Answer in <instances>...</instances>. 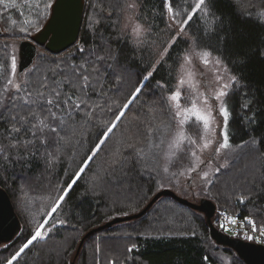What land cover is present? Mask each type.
Returning <instances> with one entry per match:
<instances>
[{"label":"trees","instance_id":"obj_1","mask_svg":"<svg viewBox=\"0 0 264 264\" xmlns=\"http://www.w3.org/2000/svg\"><path fill=\"white\" fill-rule=\"evenodd\" d=\"M44 2L17 0L15 8L0 5V24L5 32L0 37V93L11 76L12 42L27 39L42 26L49 15ZM123 2L85 0L77 42L57 54L39 47L41 52L23 75L20 95L32 92L35 98L37 90L44 91L41 83L49 90L60 85L62 94L79 98L73 104L86 100L88 105L100 107L93 111L81 105L69 114V108L62 106L56 110L58 120L63 118L58 143L49 141L47 149H33L36 155L26 160L20 159L23 149L8 152L7 161L0 158V187L8 193L20 221L13 239L0 244V264H8L45 220L44 237L37 238L12 264H245L234 248L211 236L201 210L168 195L153 199L162 189L186 199L171 187L178 188L180 174L194 163L191 140L199 143L201 125L194 121L186 125L184 151L177 149L167 172L147 170L152 160L146 126L155 127L161 121L173 124L167 95L182 54L193 38L199 48L219 57L238 80L227 97L231 146L225 164L213 174L206 197L199 202L205 199L214 204L211 222L222 234L226 233L216 222L222 211L248 217L257 227L264 225V21L255 16L257 9L264 8V0H207L210 15L193 14L184 26L190 40L177 37L157 63V53L149 43L138 44L122 32ZM136 2L140 5L137 19L160 30L165 27L170 3L174 12H181V20L186 18L184 10L190 12L195 4V0ZM21 28L27 30L22 32ZM82 65L87 66L85 74L91 83L84 89L86 96L66 79ZM92 67L98 71L92 72ZM137 87L141 92L133 100ZM129 101V107L124 108ZM121 112L124 115L117 121ZM112 124L116 127L97 151L96 145L105 139L103 133ZM9 127L0 122V144L4 146L9 143ZM253 139L254 144L250 142ZM129 144L143 147V157H138ZM93 154V160L69 188L83 162ZM64 193L57 211L48 216ZM172 212L183 221L172 217ZM135 214L139 215L118 220ZM232 237L253 242L243 233Z\"/></svg>","mask_w":264,"mask_h":264},{"label":"snow or ice","instance_id":"obj_2","mask_svg":"<svg viewBox=\"0 0 264 264\" xmlns=\"http://www.w3.org/2000/svg\"><path fill=\"white\" fill-rule=\"evenodd\" d=\"M26 3L32 2V0H25ZM17 0H0V5H3L5 8H15ZM37 7L40 6L39 2L36 4ZM51 3L48 0H45L43 7L46 10L51 7ZM135 5H130L129 7H134ZM168 11L173 13V20L176 17L181 15L180 11H175L173 9L172 4L168 5ZM203 12L204 16L207 17L210 15V11L208 8L207 0H195L194 7L189 12L187 9L184 10L186 14V18L180 21L181 25H188L189 21L192 20L193 14L197 12ZM245 15L251 17L253 13L245 12ZM255 16L258 17L261 21H264V8L257 9ZM217 19H219L217 17ZM27 29L21 28L20 31H26ZM181 32H184V27L180 28ZM208 31H213V29L209 28ZM134 35L139 38L143 35V30L139 24H137L133 29ZM191 51L186 50L184 55V62L187 65H192L193 58H200L202 63L205 66H208L210 63H213L209 60L211 57V52L204 49L199 48V45L196 42V39L193 38L192 45H190ZM199 49V50H198ZM98 59H103V57H99ZM214 65L219 69L223 66V62L219 57H217L214 61ZM183 67V65H182ZM226 70V69H225ZM92 72H97L98 69L95 67L91 68ZM11 72L14 75L16 72V60L13 56L11 58ZM88 72V68L86 65H82L80 71L73 70L72 77H66L69 81L72 88L76 91H80L83 95H87L84 91L86 88L91 87L90 76L85 74ZM191 77V80L188 82V86L191 88L192 96L191 103L188 107H182L181 100L183 93L181 88L186 85V81L184 79V74H181L180 79L177 82V88L175 91L171 92L167 97V102L170 108V112L172 113L171 120L175 122L176 128L178 129L176 138L173 140V143L169 145L170 148L178 149L181 152L184 151L182 145L185 143L187 137L185 132L182 130L190 121H194L197 124L203 125V132L205 136L208 138L205 139V142L202 144V149L207 150L210 146H212L213 141L208 136V134L212 131V125L215 123V116L213 115L214 111H218L219 115L223 116V130H222V141H216V147L214 148L215 153H219L221 150H227L230 148V140L228 133V119H229V109L227 106V97L230 95V90L238 84L237 77L234 75H230L228 77V81L221 83L223 77L218 74L215 75L214 84L216 87H210L207 81H204L201 84L199 81L192 83L195 81L196 73L193 70L188 73ZM201 76H204V73H200ZM151 76V73L148 74ZM148 76L144 77L145 80L148 79ZM83 80L84 83L80 84V81ZM8 85H12L13 89L10 91L9 89H5L3 93H0V122L10 124V127L6 130L7 137L9 138V143L7 146L0 144V158L7 161L10 159V155L7 153L11 150H21L23 149V153L21 154L20 159L26 160L28 157L35 156L36 149L38 151V147H43L47 149L49 141L52 143H58L59 131L61 130L60 125L63 122V118L61 117L58 120V112L57 109H61L62 106L69 108V114L71 109H79L81 105H87L93 111L95 108H99L100 105L96 104L88 105L86 100H79L78 103H72L75 98L72 93H61L59 90L60 85L57 87H53L50 90L48 89V85L46 83H41L40 88L44 89V91L37 90L36 97L32 98V92H25L24 95H20L21 86L14 85L12 79L7 80ZM142 87V85H141ZM141 87H137L135 92L133 93L132 99H136L137 95L141 92ZM201 87L204 88V91H201ZM63 95V99L61 96ZM51 97V98H49ZM90 99V98H89ZM213 102H215V108L213 107ZM131 101L124 105V108H128ZM243 107H247V105H243ZM154 111L153 109L149 110ZM123 112L119 113L116 116L117 121H119ZM177 117H182L179 120H176ZM116 124H112L107 130L103 133L105 139L100 140V143L96 145L97 151L100 146L105 142L108 138L109 134L114 130ZM173 127L171 122L161 121L160 124L155 127L146 126L148 135L146 139L148 142V149L150 151L157 150L160 147V144L163 143V137L167 135L170 128ZM158 137L160 138L159 143H153L152 138ZM204 139V137H201ZM251 143H255L253 139L250 141ZM192 145H196L197 141L195 139L191 140ZM129 147L134 148L135 154L138 157H143L144 148H137L134 144H129ZM45 154L49 157H52L51 152H45ZM175 154V153H174ZM156 155H159V152H156ZM191 155L196 157V152L192 151ZM94 154L92 156H88L87 159L83 162V166L79 169V171L75 174V178L68 185L71 188L72 184L76 183V180L80 178L81 174L88 167V164L93 160ZM197 159H199L197 157ZM51 162V161H49ZM203 163V161H200ZM193 171L195 169H192ZM219 171V168L216 169ZM164 172L168 171V168L165 167L163 169ZM183 175V173H181ZM208 173H204V177L207 178ZM66 193L64 195H60L57 198L55 205L51 208V211L47 213L48 216H51L52 213H55L60 206V203L64 200ZM243 197H241L240 202L243 203ZM245 221L251 226V232L255 233L259 231L260 236L255 237L258 241L264 239V225H260L259 228L255 221L250 220L248 217L244 218ZM232 224H236V220L233 218L230 221ZM47 220L43 223L39 224L34 233L31 235V238L23 245V247L12 257L11 260L8 261V264H12V261L15 260L26 248L29 247L37 238H43L45 224ZM221 227H224L222 224ZM243 228V225H241ZM235 234V233H234ZM244 236L248 240L254 239L253 235H250L248 231H244ZM128 251H132L131 248Z\"/></svg>","mask_w":264,"mask_h":264},{"label":"rangeland","instance_id":"obj_3","mask_svg":"<svg viewBox=\"0 0 264 264\" xmlns=\"http://www.w3.org/2000/svg\"><path fill=\"white\" fill-rule=\"evenodd\" d=\"M130 5H135V6L129 7ZM139 10H140V5L139 3L136 2V0H124L122 5V32L124 34H127L134 42L138 44L149 43L148 45L152 47L151 49L157 53V58L155 63L159 62L165 56L167 50L172 45V43H174L177 37H183L190 40V37L186 34L185 31L184 32L180 31V28L185 26L180 24L181 17L178 16L175 18V20H173L172 18L173 13H170L168 11V6H167L166 24L165 27L161 28V30L158 28L155 29L151 25L150 26L147 25L146 21L138 20L137 15L140 14ZM137 24H139L143 30V35L139 38H137L133 33V29ZM16 48L17 45L13 41L12 52L17 63ZM187 50L191 51L190 46ZM185 52L182 54V57L178 64L174 83H173V88L171 90V92L176 90L177 82L180 79L181 74L183 73L184 79L186 81V85L181 88V91L183 93L181 100L182 107H188L190 106L191 103L192 91L191 88L188 86V82L191 80V77L188 75V73L192 72L193 70L196 73L195 81H192V83L199 81L201 84H203L204 81H207L210 87H216V85L214 84L216 74L223 77L221 83L228 81V77L230 76L224 64H223L224 67H221L219 69L214 65V61L217 58L216 56L211 54L209 60L212 61L213 63H210L208 66H205L200 58H193L192 65H187L184 62ZM200 73H204V76H201ZM10 79L13 80L14 85H19L21 83L23 76L20 77L17 75V67L14 75L11 72ZM7 89L11 91L13 89V86L7 84ZM200 90L204 91V88L201 87ZM171 92H169L168 95ZM215 106H216L215 102H213V107L215 108ZM213 115L215 116V123L212 125V131L208 134V136H210V138L213 141L212 146H210L207 150L202 149L201 146L205 142V139L208 137L205 136L203 132V125L200 124L201 125L200 140L199 143L195 145V149L194 150L192 149V151L196 152L194 163L190 168L182 172L183 175L180 174V180L177 184L178 188L175 187L174 189L173 187H171L177 194L197 204H199V199L201 197L203 196L206 197L205 192L207 186L209 185L212 179L213 174L217 171L216 170L217 168L225 164V159L228 155V150H221L219 153L214 152V148L217 146L216 141L217 140L222 141L221 133L223 130V116L219 115L218 111H214ZM181 118L182 117H177L176 120H179ZM182 130L185 132V135L187 137V133H188L187 127L185 126ZM177 131L178 129L176 128V124L173 121L172 130L168 131L166 137L165 136L163 137L164 142L160 144L159 149L152 151L149 150L150 153L149 157L152 160V164L150 165V168H147V170L154 171V169L157 168L160 171L164 172L163 169L167 167L172 156L177 151V149L169 147V145L172 144L173 140L176 138ZM201 137H204V139H202ZM154 140L155 141L153 143L160 142V138L155 137ZM157 151L159 152V155H156ZM197 157L199 159H197ZM200 161H203V163H200ZM192 169L195 170L193 171ZM205 172L208 173L207 178L204 177ZM180 183L184 186L183 188L181 187ZM164 206L165 209H169L167 205ZM164 206H161V208ZM171 215L174 218H178V221H183L180 217H177L178 213L172 212ZM177 224L180 225L179 223L176 222V225Z\"/></svg>","mask_w":264,"mask_h":264},{"label":"water","instance_id":"obj_4","mask_svg":"<svg viewBox=\"0 0 264 264\" xmlns=\"http://www.w3.org/2000/svg\"><path fill=\"white\" fill-rule=\"evenodd\" d=\"M51 5L47 19L37 31L30 34L27 39L14 41L17 45V75L20 77L33 65L36 56L41 52L39 47L57 54L77 42L82 24L85 0H53ZM4 34L5 32L0 24V37L4 36ZM161 195L175 197L190 207L201 210L206 216L211 236L218 242L234 248L245 264H264V246L222 234L213 227L211 222V217L215 212L213 203L203 199L197 204L179 197L169 189L160 190L155 194L153 199ZM138 215L126 216L118 220L131 219ZM19 229L20 221L15 213L11 199L8 193L0 187V244L12 240ZM79 247L75 256L79 251Z\"/></svg>","mask_w":264,"mask_h":264},{"label":"built area","instance_id":"obj_5","mask_svg":"<svg viewBox=\"0 0 264 264\" xmlns=\"http://www.w3.org/2000/svg\"><path fill=\"white\" fill-rule=\"evenodd\" d=\"M236 220V224H232L230 221L231 219ZM216 222L218 226L227 234L230 236L236 235L238 233H244V231H248L250 235L254 236V239H252L253 243L259 244L264 246V239L257 240L255 237H259L260 233L259 231L252 233L251 232V226L245 221V219L240 218L237 215H231L225 211H222L218 214L216 218ZM224 225V227H221V225ZM241 225H243V228H241ZM259 228V227H258ZM235 233V234H234Z\"/></svg>","mask_w":264,"mask_h":264}]
</instances>
